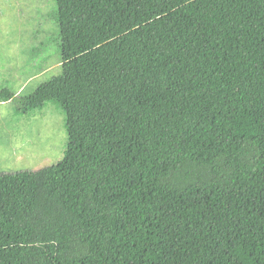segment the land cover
<instances>
[{"label": "trees", "instance_id": "16d2710c", "mask_svg": "<svg viewBox=\"0 0 264 264\" xmlns=\"http://www.w3.org/2000/svg\"><path fill=\"white\" fill-rule=\"evenodd\" d=\"M55 5L62 71L20 98L65 155L0 173V264H264V0Z\"/></svg>", "mask_w": 264, "mask_h": 264}, {"label": "rangeland", "instance_id": "374dc122", "mask_svg": "<svg viewBox=\"0 0 264 264\" xmlns=\"http://www.w3.org/2000/svg\"><path fill=\"white\" fill-rule=\"evenodd\" d=\"M55 11V0H0V91L9 88L19 96L0 103V173L36 171L65 155L63 107L50 101L24 110L20 98L62 71L56 32L49 28Z\"/></svg>", "mask_w": 264, "mask_h": 264}, {"label": "crops", "instance_id": "0c3cea01", "mask_svg": "<svg viewBox=\"0 0 264 264\" xmlns=\"http://www.w3.org/2000/svg\"><path fill=\"white\" fill-rule=\"evenodd\" d=\"M48 67H49V63H48ZM18 96V95H17Z\"/></svg>", "mask_w": 264, "mask_h": 264}]
</instances>
